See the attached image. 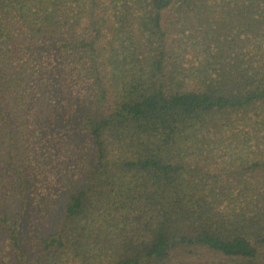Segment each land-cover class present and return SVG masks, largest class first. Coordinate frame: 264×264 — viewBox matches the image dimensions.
<instances>
[{"label": "trees", "instance_id": "1", "mask_svg": "<svg viewBox=\"0 0 264 264\" xmlns=\"http://www.w3.org/2000/svg\"><path fill=\"white\" fill-rule=\"evenodd\" d=\"M0 264H264V0H0Z\"/></svg>", "mask_w": 264, "mask_h": 264}]
</instances>
